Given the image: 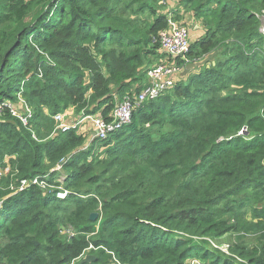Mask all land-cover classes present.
Listing matches in <instances>:
<instances>
[{
	"label": "trees",
	"instance_id": "16d2710c",
	"mask_svg": "<svg viewBox=\"0 0 264 264\" xmlns=\"http://www.w3.org/2000/svg\"><path fill=\"white\" fill-rule=\"evenodd\" d=\"M163 1L0 0V102L20 93L33 113L28 127L0 116V171L15 174L11 193L0 186V264H73L92 244L114 257L99 248L90 264H238L198 239L264 231V0H174L204 28L188 64L217 60L189 73L160 49L174 12ZM124 3L135 18L118 11ZM162 60L184 76L121 130L51 136L59 112L109 117ZM61 161L64 200L59 187L32 185H55ZM230 252L264 264V239Z\"/></svg>",
	"mask_w": 264,
	"mask_h": 264
},
{
	"label": "built area",
	"instance_id": "2783aa9c",
	"mask_svg": "<svg viewBox=\"0 0 264 264\" xmlns=\"http://www.w3.org/2000/svg\"><path fill=\"white\" fill-rule=\"evenodd\" d=\"M173 12L168 11L167 29L161 31L158 34V41L160 49L166 54L171 56L173 60L179 59L183 62V66H187L189 61L186 59V55L189 51L191 44L189 43V31L186 25H182L175 21L172 17ZM177 63L170 65L160 63L150 67L146 72L147 85L136 95H126L122 101H120L112 111L111 115L104 118L102 115H81L79 120L72 123H67V115L63 112L56 113L51 118L56 126L51 133V136L58 133H64L71 129L79 132L82 130L83 123L90 121L93 131L90 139L106 140L110 135L121 130L125 125L131 121L132 111L139 107L146 100H152L158 98L165 91L171 89L177 79L179 78L183 68L175 66ZM7 109L10 115L16 118L24 127H28L30 119L33 117L32 110L28 103L24 99H20L16 103H4L0 102V113ZM93 133H95L93 135ZM56 169H60L59 166ZM32 185H37L43 189L48 188L53 190V186H50L47 182L41 181L39 177L32 180ZM27 186L25 180L21 181L18 191H22ZM69 191L62 187H59L56 192V198L64 200L69 196ZM74 233L69 232V237H73ZM99 248L103 249L107 254L113 256V253L108 251L104 246ZM99 248H95L90 245L80 256L84 257L86 251H96ZM114 257V256H113Z\"/></svg>",
	"mask_w": 264,
	"mask_h": 264
},
{
	"label": "rangeland",
	"instance_id": "374dc122",
	"mask_svg": "<svg viewBox=\"0 0 264 264\" xmlns=\"http://www.w3.org/2000/svg\"><path fill=\"white\" fill-rule=\"evenodd\" d=\"M263 1V0H261ZM167 5L168 9L170 10H174V12L171 14L173 19L177 22H179L182 25H186L188 31H189V43L192 44L194 43L199 36H202L204 34V28L203 26L200 24L199 20H197L192 13H187L186 11H183L182 9L178 8L176 2L174 0H165L163 2H161V5ZM132 7L131 5L124 3L122 4V6H120L118 8V11L120 13H122L124 15V17H126L127 19H133L136 16L131 14L132 11ZM125 9V12H123V10ZM168 15V11L166 13V17ZM260 34H262L264 36V20L261 21V25H260ZM260 51L264 53V44H262ZM215 55L211 56V57H205L204 60H202V62H197V63H190L188 64L186 67H188L189 71L187 70V72H193L199 69L201 64H213L216 63L217 60H215ZM166 60H162L159 61L157 64L160 63H166ZM182 73V72H181ZM184 74H182L181 76H183ZM180 77V76H179ZM261 91V90H260ZM20 99H23V97L20 95V93L17 94V100L16 102ZM16 102H4V103H16ZM3 115V111L0 113V116ZM76 116V114H75ZM69 117V116H68ZM83 124H86V128L83 132H79L77 131V133L79 134H83V135H88L91 137L92 131H93V127L91 126L90 121H85ZM56 126V124L53 122L52 123V128L54 129V127ZM50 129V130H51ZM50 130H44L43 133L47 134L48 131ZM51 132H53V130H51ZM240 135H247L246 130L244 129V131L239 133ZM11 161H14V157L11 156L9 158ZM8 160V159H7ZM59 166L58 164L50 171V172H54L56 173L53 177L55 180L54 184L52 185L53 188H57V187H62L64 188L63 185V180L65 179V174H62V172L60 171V169H56V167ZM3 170L0 171V186L4 188V190L6 192H9L10 190H8L7 187V182H8V177L10 176V179H12L14 177L15 174H11L10 170L6 169V168H2ZM57 171V172H56ZM59 174V175H58ZM57 176V178H55ZM60 183V186H58V184ZM62 183V184H61ZM12 192L14 189H16L18 191V187H11ZM48 189V188H45ZM11 193V191H10ZM247 221H251V223L256 224L259 221H262L261 219H253L252 216L250 215L249 212H247V217H246ZM95 231H99V223H97L95 226ZM69 232H73L71 229H69ZM91 238L92 236L89 235L87 236L88 238ZM63 240H66V238L62 237ZM264 239V231H259V230H249V231H241L240 233H234L231 232L229 234H226L224 237L219 238L217 240H212V239H198V240H205L207 241V243L210 245L209 249H212V251H214L216 254L217 252H220V254H222V256H229L231 259H233L234 261H236L238 264H247L245 260L237 258L235 255L231 254L232 252H230V248L231 246H235V245H243V246H248L251 247L255 244H258L260 241H262ZM93 245V244H92ZM93 253H96L95 251H86L85 252V256L87 255H93ZM201 260L199 258H191L190 260L187 261L188 264H197L199 263Z\"/></svg>",
	"mask_w": 264,
	"mask_h": 264
},
{
	"label": "water",
	"instance_id": "95a60500",
	"mask_svg": "<svg viewBox=\"0 0 264 264\" xmlns=\"http://www.w3.org/2000/svg\"><path fill=\"white\" fill-rule=\"evenodd\" d=\"M82 115V113H80ZM95 133H93L94 135ZM63 161H61L58 165L59 167L62 165ZM98 218V214L97 213H93L90 215V221L94 222L96 221V219ZM38 243L35 242V245H37ZM95 256L93 255H87L84 258H82L77 264H90L94 261Z\"/></svg>",
	"mask_w": 264,
	"mask_h": 264
},
{
	"label": "crops",
	"instance_id": "0c3cea01",
	"mask_svg": "<svg viewBox=\"0 0 264 264\" xmlns=\"http://www.w3.org/2000/svg\"><path fill=\"white\" fill-rule=\"evenodd\" d=\"M174 11V10H173ZM200 37V36H199ZM184 74L183 71L182 73L180 74V76ZM184 76V75H183ZM67 115V118H66V122L67 123H72V122H75L76 120H79L81 118V114H76L73 110H68L67 112H63ZM76 114V116H75ZM69 116V117H68ZM86 128V124L83 125L82 127V130H85ZM80 261V259H77L73 264H77L78 262Z\"/></svg>",
	"mask_w": 264,
	"mask_h": 264
},
{
	"label": "clouds",
	"instance_id": "9594fccd",
	"mask_svg": "<svg viewBox=\"0 0 264 264\" xmlns=\"http://www.w3.org/2000/svg\"><path fill=\"white\" fill-rule=\"evenodd\" d=\"M84 258V257H83ZM79 259V258H78ZM82 258H80V260H81Z\"/></svg>",
	"mask_w": 264,
	"mask_h": 264
}]
</instances>
